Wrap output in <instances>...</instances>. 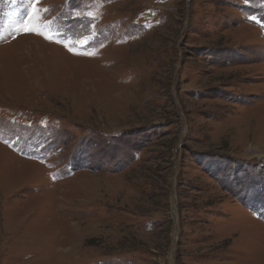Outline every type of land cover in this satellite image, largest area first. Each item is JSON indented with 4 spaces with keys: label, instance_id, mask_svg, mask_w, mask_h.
I'll list each match as a JSON object with an SVG mask.
<instances>
[{
    "label": "rangeland",
    "instance_id": "1",
    "mask_svg": "<svg viewBox=\"0 0 264 264\" xmlns=\"http://www.w3.org/2000/svg\"><path fill=\"white\" fill-rule=\"evenodd\" d=\"M0 264H264V0H0Z\"/></svg>",
    "mask_w": 264,
    "mask_h": 264
}]
</instances>
